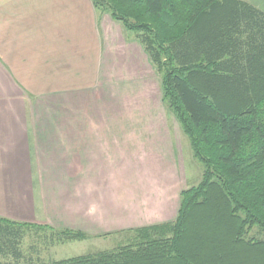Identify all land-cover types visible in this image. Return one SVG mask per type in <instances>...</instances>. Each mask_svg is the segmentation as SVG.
Returning a JSON list of instances; mask_svg holds the SVG:
<instances>
[{
    "label": "rangeland",
    "instance_id": "374dc122",
    "mask_svg": "<svg viewBox=\"0 0 264 264\" xmlns=\"http://www.w3.org/2000/svg\"><path fill=\"white\" fill-rule=\"evenodd\" d=\"M101 8L104 74L97 89L39 96L0 65V218L23 225L19 264L136 245L140 229L174 224L182 193L203 177L163 100V75L146 36ZM116 122L115 137L101 139ZM247 237L264 240V233L255 226Z\"/></svg>",
    "mask_w": 264,
    "mask_h": 264
},
{
    "label": "trees",
    "instance_id": "16d2710c",
    "mask_svg": "<svg viewBox=\"0 0 264 264\" xmlns=\"http://www.w3.org/2000/svg\"><path fill=\"white\" fill-rule=\"evenodd\" d=\"M93 3L146 36L163 100L204 173L167 229L145 227L116 253L52 264H264V240L247 237L255 226L264 233V13L243 0ZM22 227L0 218V257L11 258L0 264L24 258Z\"/></svg>",
    "mask_w": 264,
    "mask_h": 264
},
{
    "label": "crops",
    "instance_id": "0c3cea01",
    "mask_svg": "<svg viewBox=\"0 0 264 264\" xmlns=\"http://www.w3.org/2000/svg\"><path fill=\"white\" fill-rule=\"evenodd\" d=\"M243 1L264 13V0ZM100 19L93 0H0V65L39 96L97 89L104 74ZM118 127L110 123L101 139L115 137Z\"/></svg>",
    "mask_w": 264,
    "mask_h": 264
}]
</instances>
